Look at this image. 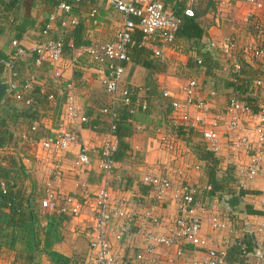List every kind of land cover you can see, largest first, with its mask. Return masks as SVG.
<instances>
[{"label":"crops","instance_id":"0c3cea01","mask_svg":"<svg viewBox=\"0 0 264 264\" xmlns=\"http://www.w3.org/2000/svg\"><path fill=\"white\" fill-rule=\"evenodd\" d=\"M60 1L70 4L69 12L59 11L56 6H48L42 0H18L14 7L5 11L0 6V50L3 55L10 50V29L27 7L34 22L17 38L25 48L32 47L42 38L41 30L48 22L49 35L56 36L61 31L58 25L61 19L70 22L64 33L69 36L77 33L81 44L112 39L119 15L103 0ZM212 1V6L206 7L198 17L203 29L199 40L176 36L174 44L162 48L161 59L151 56V45L130 50L121 85L140 88L137 96L146 101V108L129 114L130 134L124 137L128 147L121 158L113 156L114 167L107 176L99 168L97 154L109 130V118L98 112L108 100L100 81L102 74L88 60L82 61L80 67L69 66L70 54L65 50L62 78L73 84V102L78 116L70 127L76 134V140L63 152L60 168L50 171L49 156L38 142L20 143L19 136L25 130L8 126L9 138L0 144V190L11 196L15 223L27 224L30 233L8 223V208L0 209V264H52L48 252L60 254L75 264H95L94 253L87 246L88 231L93 224L95 193L101 186L106 188L111 206L123 198L127 210L151 208L154 214L169 220L175 215L176 200L183 183L199 190L200 235L204 244L196 249L186 243L181 244L184 253L179 264H189L191 258L204 257L206 248L224 251L223 264L254 263L251 254L239 256L236 253L235 243L243 242L250 250L260 236L257 229L264 222L260 204V192L264 189V156L259 161L255 177L248 179L235 175L232 164L246 163L248 154L233 152L231 131L218 121V151L211 153L214 158L211 167L209 159L204 158L206 150L199 128L185 131L169 123V101L181 97V87L190 78L203 84L199 96L208 101L212 112L220 109L231 94L241 100L251 98L254 109L264 103V86L253 85V79L261 76L257 62L240 57L241 47L252 39L264 46V10L240 0ZM50 15L54 16L53 20H49ZM255 24L263 29L259 39ZM137 35L135 31L133 38ZM206 41L214 42L207 52L215 65L208 68L194 61L198 58L196 47L204 52ZM14 66L20 80L31 71L34 73L31 90L25 94L30 93L35 101L32 106H26L22 101H10L4 97L0 109L8 100L17 110H32L37 116L33 120L37 125V138L52 134L60 120V98L56 94V100L49 102L41 97L44 89L50 87L47 65L35 67L31 56L26 55ZM210 83L216 88L212 97L207 95ZM162 90H167L170 96L162 97ZM121 106L124 105H118L117 109ZM187 111L189 115L194 114L193 108ZM183 112L180 110V115ZM247 130L246 125L243 131ZM81 143L88 148L90 162L72 166ZM145 174L167 176L169 186L162 199L156 200L148 186L141 182ZM46 182L59 194L66 195L67 202L60 199L56 207H40L39 200ZM206 186H209L208 190H205ZM232 194L238 196L240 203L227 209L220 198ZM76 202L79 213L73 216L68 209ZM115 224L117 220L113 218L106 230L110 249L116 256L128 260L139 243L129 236L117 237L113 232ZM135 229L130 227L129 232ZM172 255L173 248L157 246L156 264H167Z\"/></svg>","mask_w":264,"mask_h":264},{"label":"built area","instance_id":"2783aa9c","mask_svg":"<svg viewBox=\"0 0 264 264\" xmlns=\"http://www.w3.org/2000/svg\"><path fill=\"white\" fill-rule=\"evenodd\" d=\"M79 0H74L78 2ZM118 15L119 22L110 41L93 43L90 45H73L71 36L64 33L70 22L61 19L58 25L61 29L56 36L48 33L49 23L44 24L42 38L30 48L23 47L18 39L11 38L10 50L2 59L3 73L8 83V92L5 95L10 101H22L26 106L34 104V97L30 93L34 73L31 71L27 77L19 79L15 69V63L22 56L30 55L32 65L39 67L47 65L50 75V87L44 89L41 95L46 101L54 102L60 98L59 117L56 130L52 134L43 137H33L37 133V125L32 121L30 126L21 132L20 143L38 142L39 146L50 159V171H56L63 163V152L76 140V134L70 127L78 116L77 107L73 102V84L63 80V58L67 50L70 54L68 64L71 67L82 66V61L88 60L94 63L96 70L101 72V85L108 96L107 102L102 105L98 112L109 118L107 137L102 141L97 152L99 156V168L103 175H109L114 167L113 153L116 149V138L113 135L114 120L117 117L118 105L126 107L127 113L146 108V101L137 96L140 88L135 86L121 85L124 65L129 61L130 50L136 47L151 45V56L161 59L162 48L170 46L176 41V31L180 23L179 16L175 14L172 6L165 0H103ZM181 1L184 5L182 14L193 16L191 4L196 0H170ZM245 4L264 10V0H240ZM57 10L70 11V4L60 1L56 5ZM54 16L50 15L49 20ZM257 38L263 34L260 25L255 24ZM138 32L139 38L135 40L133 33ZM214 46L213 41H206L204 49L210 50ZM240 57L257 62L261 70V76L253 79L255 87L264 86V46L256 43L254 39L245 43L240 50ZM196 64H201L199 58L194 59ZM207 95L212 97L216 88L210 83ZM203 84L194 78L185 81L181 87V97L171 99L169 108L171 116L169 123L176 129L200 130L203 148L211 153L218 151V131L216 127L223 123L231 131L230 146L233 152L248 154L246 163L235 162L232 164L234 174L251 179L259 170V161L264 156V103L252 109L251 104L231 94L224 105L212 112L206 99L199 96ZM57 94V97H56ZM162 97H169L167 90L161 91ZM194 110V114L188 113V109ZM184 111L181 115L179 111ZM219 121V123H218ZM249 130L243 131L244 126ZM251 135V136H250ZM90 156L88 148L81 143L72 161V166L89 164ZM141 182L148 186L156 200L162 199L169 186V180L165 174H145ZM209 186L205 187L208 190ZM199 190L196 187L183 183L180 185L176 200L175 215L169 220H163L150 209L141 211L127 210L123 198L118 199L113 206L110 205L109 196L104 186L95 193L93 224L88 231V248L94 253L95 264H156L155 249L157 246L173 248V255L167 260V264H179V259L184 251L180 247L186 243L192 249L200 248L204 239L200 235L201 220L198 212ZM63 199L67 202L68 197L59 194L45 183L44 194L39 200L42 208L56 207L58 201ZM11 204V201L7 203ZM260 204L264 212V189L260 192ZM63 210V209H60ZM68 212L75 216L79 213V204L73 203ZM117 220L113 226V232L117 237L129 236L139 243L136 251L128 257V260L116 256L110 249L107 238V227L112 219ZM130 227H136L134 232H129ZM260 235L250 250L246 249L243 242H236L239 256L251 254L254 257L253 264H264V222L257 229ZM225 253L222 250L206 248L202 258H191L189 264H223Z\"/></svg>","mask_w":264,"mask_h":264},{"label":"trees","instance_id":"16d2710c","mask_svg":"<svg viewBox=\"0 0 264 264\" xmlns=\"http://www.w3.org/2000/svg\"><path fill=\"white\" fill-rule=\"evenodd\" d=\"M45 4L48 6H56L60 0H42ZM18 0H0V6L2 10H10L12 7H14L17 4ZM175 2V1H172ZM181 2V1H180ZM197 2V0L195 1ZM194 2V3H195ZM193 3V4H194ZM214 3V1H213ZM192 4V5H193ZM209 5V4H208ZM27 6V5H26ZM212 6V3L209 5ZM28 8V7H27ZM27 8L23 11L19 19L13 24L11 27V33L12 38H19L21 33L26 30V28L30 27L33 24V19L30 17ZM182 8L183 3L179 4L176 8L174 5L172 6V9L174 10L175 14L179 16L180 23L178 25L176 36L179 38H183L186 40H194L197 41L201 38L203 34V29L200 27L198 22L199 15L204 11L203 10H194L193 9V16L188 17L182 14ZM71 41L73 45H80L81 42L78 40L77 33L73 32L71 36ZM139 38V35L135 36V40ZM134 47H136L134 45ZM200 47V46H199ZM136 49H140L136 47ZM196 53L198 55V58L201 61V65L207 68L210 66H214V62L210 57L209 52L206 50L204 52H201L198 47H196ZM4 58V55L2 51L0 50V77L3 73V64L2 59ZM148 64V63H147ZM43 99V95H41ZM247 103L251 104L252 109H254L252 105V99L249 97L242 98ZM3 109H0V144L4 142L7 138H9V131L8 126H15L18 130H26L29 126L31 121L37 119V116L35 115L32 110L26 109V110H17L15 109L9 101H5L2 103ZM129 117V114L127 113L126 107L121 106L117 110V117L114 120V129H113V135L116 138V149L113 153V156L115 159L121 158L124 154V151L127 149V143L124 141V137L130 134V128L129 123L127 121V118ZM206 154L204 155L205 159H209L210 166L212 167L214 164V158L212 157L211 152L205 151ZM212 181V180H211ZM11 196H9V193H3L0 190V209L2 207L8 208V223L13 224L14 226L19 227L18 229L23 230L27 234L30 233V227L27 224L22 223H15L13 216L15 215V206L7 203L10 202ZM31 217V216H30ZM20 218L19 220H21ZM249 249V248H246ZM236 253H239V250L235 248ZM48 255L50 257V261L52 264H75L71 262L68 258L56 254L53 252H48Z\"/></svg>","mask_w":264,"mask_h":264},{"label":"water","instance_id":"95a60500","mask_svg":"<svg viewBox=\"0 0 264 264\" xmlns=\"http://www.w3.org/2000/svg\"><path fill=\"white\" fill-rule=\"evenodd\" d=\"M8 92V83L5 77H0V102L4 99L5 95ZM220 202L227 209H231L237 206L240 203V200L237 195H222Z\"/></svg>","mask_w":264,"mask_h":264},{"label":"rangeland","instance_id":"374dc122","mask_svg":"<svg viewBox=\"0 0 264 264\" xmlns=\"http://www.w3.org/2000/svg\"><path fill=\"white\" fill-rule=\"evenodd\" d=\"M167 4L173 6L176 8L177 6H179V4H181L180 1H175V2H170V0H165ZM213 4L212 0H197V2H195L193 5L191 4L190 6L194 9V10H203L206 7H208L210 4ZM209 4V5H208ZM33 135V137L37 138L38 136V132L37 133H33L31 134ZM42 136V135H41Z\"/></svg>","mask_w":264,"mask_h":264}]
</instances>
